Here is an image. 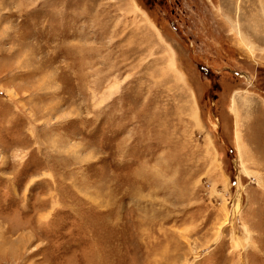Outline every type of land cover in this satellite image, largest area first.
Returning a JSON list of instances; mask_svg holds the SVG:
<instances>
[{
  "label": "rangeland",
  "instance_id": "rangeland-1",
  "mask_svg": "<svg viewBox=\"0 0 264 264\" xmlns=\"http://www.w3.org/2000/svg\"><path fill=\"white\" fill-rule=\"evenodd\" d=\"M231 85L264 106V0H0V264H264Z\"/></svg>",
  "mask_w": 264,
  "mask_h": 264
},
{
  "label": "crops",
  "instance_id": "crops-1",
  "mask_svg": "<svg viewBox=\"0 0 264 264\" xmlns=\"http://www.w3.org/2000/svg\"><path fill=\"white\" fill-rule=\"evenodd\" d=\"M240 92H244V89H241L240 86H233L226 91V97L228 98L225 102V107L227 112H222V115H225L224 118L220 117V125L223 124V127H226L230 133H232L233 143L237 147V137L239 134L241 144L248 149L242 155L248 157L254 155V151L250 150V147L256 144V148H264V106L263 103L258 102L256 99L249 97L247 95H240ZM251 98L255 101V106H250L248 108L246 100ZM220 99V96L216 98ZM237 104L238 113L240 112L242 118H237V113L233 110ZM245 106V107H244ZM240 110V111H239ZM222 120V122H221ZM230 121V123H229ZM245 132V133H244ZM249 132V135L246 133ZM247 142H246V141ZM251 140L255 141L254 143L250 142ZM251 160V159H245Z\"/></svg>",
  "mask_w": 264,
  "mask_h": 264
}]
</instances>
